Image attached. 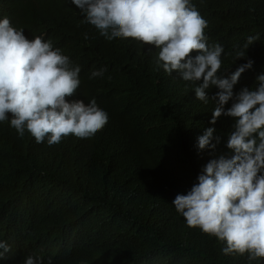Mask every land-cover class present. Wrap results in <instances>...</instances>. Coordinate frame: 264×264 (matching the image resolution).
I'll return each mask as SVG.
<instances>
[{
  "label": "clouds",
  "instance_id": "clouds-1",
  "mask_svg": "<svg viewBox=\"0 0 264 264\" xmlns=\"http://www.w3.org/2000/svg\"><path fill=\"white\" fill-rule=\"evenodd\" d=\"M197 8L192 0H0V124H9L21 138L28 132L37 143L47 139L52 146L73 137L102 153L128 138L125 122L114 116L111 121L95 98L87 104L73 99L82 68L52 39L96 33L120 41L134 76L157 79L174 100L177 115L186 85L196 99L214 101L208 110L212 124L220 116L234 118L233 128L223 132L213 127L196 132L198 150L222 153L172 204L189 228L225 242L224 255L247 254L251 262L264 258V73L256 77L255 88L234 93L254 61L220 74L224 48L210 44L208 21ZM258 39L259 34L249 36L244 47ZM245 57L236 51L235 60ZM105 71L95 70L90 78ZM173 78L180 83H172ZM209 88L215 93L211 98ZM11 164L0 161V264H47L48 256L63 257L47 232L28 239L25 220L38 191L18 180L28 168L13 165L14 173L12 167L8 173ZM48 198L61 202L53 193Z\"/></svg>",
  "mask_w": 264,
  "mask_h": 264
},
{
  "label": "trees",
  "instance_id": "trees-1",
  "mask_svg": "<svg viewBox=\"0 0 264 264\" xmlns=\"http://www.w3.org/2000/svg\"><path fill=\"white\" fill-rule=\"evenodd\" d=\"M192 3L208 21L210 44L224 48L220 74L254 61L234 93L255 88L256 77L264 73V0ZM257 34L259 39L246 49L247 38ZM52 42L82 68L81 99L87 104L95 98L111 121L114 116L125 122L122 129L129 137L102 153L73 137L52 146L47 139L37 143L28 132L21 138L9 124H0V161L12 163L5 168L8 173H14L13 165H25L28 171L18 180L38 191L25 220L31 230L27 237L47 232L61 249L63 257L48 256L47 264L49 257L52 264H264V258L249 262L247 254L224 255L225 242L189 228L172 204L177 194H187L207 162L222 153L198 150L196 132L208 127L223 132L233 128L234 118L220 116L212 124L208 110L214 101L196 99L186 85L180 94L184 107L177 115L174 100L157 79L134 76L133 62L125 59L118 40L67 33ZM238 50L246 57L235 60ZM99 69H106L103 76L90 78ZM213 90H206L209 98ZM49 190L48 197L53 193L61 202L44 196Z\"/></svg>",
  "mask_w": 264,
  "mask_h": 264
},
{
  "label": "bare ground",
  "instance_id": "bare-ground-1",
  "mask_svg": "<svg viewBox=\"0 0 264 264\" xmlns=\"http://www.w3.org/2000/svg\"><path fill=\"white\" fill-rule=\"evenodd\" d=\"M13 17H14V16L12 15V18H13ZM81 97H82V96L79 94V92H77L73 99H81ZM82 224H84V223H82ZM85 224H87V223L85 222ZM78 226H79V225H78ZM81 226H83V225H81ZM85 226H86V225H85Z\"/></svg>",
  "mask_w": 264,
  "mask_h": 264
}]
</instances>
